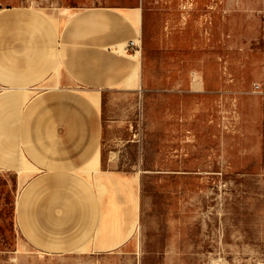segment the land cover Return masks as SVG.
<instances>
[{
  "label": "rangeland",
  "instance_id": "rangeland-1",
  "mask_svg": "<svg viewBox=\"0 0 264 264\" xmlns=\"http://www.w3.org/2000/svg\"><path fill=\"white\" fill-rule=\"evenodd\" d=\"M106 8L137 30L136 48H115L134 73L99 106L101 170L135 177L131 237L39 251L16 217L28 177L0 169V264H264V0H0L55 27V50L71 16ZM22 105L0 108V134Z\"/></svg>",
  "mask_w": 264,
  "mask_h": 264
},
{
  "label": "crops",
  "instance_id": "crops-1",
  "mask_svg": "<svg viewBox=\"0 0 264 264\" xmlns=\"http://www.w3.org/2000/svg\"><path fill=\"white\" fill-rule=\"evenodd\" d=\"M23 14L0 13V108L23 104L8 115L17 126L12 121L0 134V169L28 177L17 205L20 230L50 254L119 249L138 217L136 182L101 170L99 106L136 69L131 56L115 51L136 40V27L120 10H85L65 22L55 50L57 29ZM40 88L46 92L33 95ZM116 228L127 237L101 247Z\"/></svg>",
  "mask_w": 264,
  "mask_h": 264
},
{
  "label": "built area",
  "instance_id": "built-area-1",
  "mask_svg": "<svg viewBox=\"0 0 264 264\" xmlns=\"http://www.w3.org/2000/svg\"><path fill=\"white\" fill-rule=\"evenodd\" d=\"M128 48H130V49H132V48H136L137 46L134 44V43H132V42H130L128 45Z\"/></svg>",
  "mask_w": 264,
  "mask_h": 264
},
{
  "label": "bare ground",
  "instance_id": "bare-ground-1",
  "mask_svg": "<svg viewBox=\"0 0 264 264\" xmlns=\"http://www.w3.org/2000/svg\"><path fill=\"white\" fill-rule=\"evenodd\" d=\"M132 43H134V42H132ZM122 47H123V45L119 46L120 49H122Z\"/></svg>",
  "mask_w": 264,
  "mask_h": 264
}]
</instances>
